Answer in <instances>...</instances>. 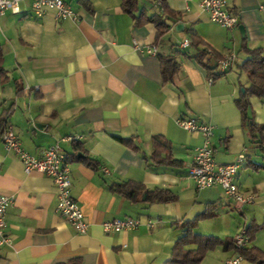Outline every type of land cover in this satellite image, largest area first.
Listing matches in <instances>:
<instances>
[{
	"label": "crops",
	"instance_id": "crops-1",
	"mask_svg": "<svg viewBox=\"0 0 264 264\" xmlns=\"http://www.w3.org/2000/svg\"><path fill=\"white\" fill-rule=\"evenodd\" d=\"M66 1L80 20L58 19L52 9L38 17L29 0L21 3L20 13L0 15L7 73L0 74V117L7 116L22 147L36 156L59 142L71 165L72 195L90 227L86 234L77 232L57 209L53 179L37 171L27 174L0 138V193L13 198L7 212L12 244L0 246V264H163L184 234V222L205 211L213 215L195 229L204 235L234 237L242 227L262 224L256 215L264 210V168L255 170L251 163L264 164V157L243 126L235 99L248 82L242 46L264 49V0L231 1L244 35L239 26L229 30L211 21L201 0H166L179 20L160 38L154 23L136 24L122 10L123 0H87L89 6ZM142 9L152 14L157 7L139 0L136 14ZM179 23L183 26L177 29ZM192 35L218 54L208 55L210 65L232 52L236 65L211 79L195 58L203 46L196 47ZM185 39L191 45L182 48ZM152 47L157 54L148 52ZM160 56L176 59L173 80H165ZM250 102L256 121L264 124V98L251 96ZM180 118L213 125L218 164L237 162L245 154L236 180L256 199L243 206V225L224 224L239 205L221 187L197 189L189 170L203 135L182 128ZM68 136L79 139L65 140ZM155 140L177 164L155 162ZM85 156L93 164L81 160ZM123 181L168 188L177 200L150 203L145 193L134 200L111 190V184ZM129 216L140 220L138 228L104 232L103 222ZM249 248L264 253V226ZM234 253L220 245L200 264H225ZM240 264L261 263L249 254Z\"/></svg>",
	"mask_w": 264,
	"mask_h": 264
},
{
	"label": "built area",
	"instance_id": "built-area-1",
	"mask_svg": "<svg viewBox=\"0 0 264 264\" xmlns=\"http://www.w3.org/2000/svg\"><path fill=\"white\" fill-rule=\"evenodd\" d=\"M26 0H0V15L7 11L14 14L21 12V3ZM33 13L40 17L48 10H55L58 19L73 18L80 20V15L66 0H29ZM232 0H201L200 8L207 12L211 21L232 30L239 26V17L232 11ZM161 0H157L159 6ZM128 40L136 44L131 35ZM191 45L190 39L181 43L182 48ZM151 54H157V49H148ZM237 63L235 53H229L218 60V69L226 72ZM178 124L193 133L203 135V143L198 146L194 154V163L190 166L189 175L193 178L198 190L221 187L225 194L232 197L242 211L243 206L255 202V193L243 192L237 183V174L241 162L245 160V154H240L237 162L218 164L215 160V148L212 143L214 127L208 123H200L193 118H180ZM0 138L8 152H15L23 164L24 171L29 174L37 171L50 176L57 188V209L70 222L75 230L86 234L90 222L83 210L81 203L72 195L71 165L66 152L59 142L49 146L42 156H36L25 150L15 131L14 126L6 120L0 129ZM65 140H77L79 136H68ZM13 203L11 196L0 193V246H10L12 238L7 232V212ZM139 219L134 217L117 218L103 222V230L107 234L118 233L126 230H134L140 226ZM251 236L246 227L242 228L234 236L235 253L225 260V264H240L245 258L243 251L251 244Z\"/></svg>",
	"mask_w": 264,
	"mask_h": 264
},
{
	"label": "trees",
	"instance_id": "trees-1",
	"mask_svg": "<svg viewBox=\"0 0 264 264\" xmlns=\"http://www.w3.org/2000/svg\"><path fill=\"white\" fill-rule=\"evenodd\" d=\"M157 9L152 13L148 14L147 10L142 9L140 14H136L139 8V0H123L122 10L130 14L136 24H143L147 22H152L157 28L158 38L162 37L167 33L172 25V23L179 20V15L169 8L166 0H161L159 6L156 5L157 0H150ZM86 6H89L87 0H79ZM192 43L196 47L203 46L199 49L195 58L198 62L204 65L208 70L209 77L216 78L226 72H221L217 65H210L209 59L206 60L208 55L218 57V54L212 50L206 43L199 37L192 35ZM242 51H244L248 57L242 64V69L246 72L248 76V82L244 86V91L242 90L238 97H236V104L242 114L243 126L247 129L249 136L258 144L259 151L264 157V124H260L255 119V112L250 102L251 96H258L264 98V75L262 71L264 70V49L263 48H250L247 44L242 46ZM3 51L0 45V74L3 78L7 76L6 69L2 65ZM162 73L165 80H173L176 70L178 68V63L176 59L172 56H160ZM9 112H6V115ZM7 116L0 117V129L3 128L6 122ZM125 143L131 144L129 139H122ZM167 152V147L155 140L154 149L152 153V158L158 164H177V160L171 157V154L164 155ZM88 162H92L88 156L81 158ZM251 167L255 170L264 168V164L261 163H251ZM112 191L123 195L129 199L138 200L140 194H146V201L150 203L154 202H173L177 200L175 194L168 188L156 187L154 189L147 188L143 183L123 181L115 182L110 185ZM213 215L211 211H205L198 215L194 220H189L184 222V234L180 236L172 249V254L170 258L163 264H200L208 254L210 250L215 249L217 246L221 245L224 249L234 248V237L220 238L213 235H204L195 231L199 221L201 219L209 218ZM264 226L262 224H251L246 227L250 233L251 239L255 238L256 233ZM190 245H195V247H189ZM244 256L251 255L253 260L259 261V263L264 264V253L255 252L250 248L243 251Z\"/></svg>",
	"mask_w": 264,
	"mask_h": 264
},
{
	"label": "rangeland",
	"instance_id": "rangeland-1",
	"mask_svg": "<svg viewBox=\"0 0 264 264\" xmlns=\"http://www.w3.org/2000/svg\"><path fill=\"white\" fill-rule=\"evenodd\" d=\"M152 11V10H151ZM253 208V207H252ZM222 214V213H221ZM231 214L232 215H230L229 217H227V215H226V217L224 218V224L225 225H228V224H239V222H240V225L242 224L243 225V223H244V219H245V215L244 214H242L241 213V211L239 210V209H235V210H233V212H231ZM222 215H224V214H222ZM257 216V218L260 220V221H263V219H264V210H260L259 212H258V214L256 215ZM262 217V218H261ZM261 218V219H260ZM242 228H244V227H242ZM241 228V229H242ZM241 229H239V231L241 230ZM238 231V232H239ZM220 246V245H219ZM218 247V246H217ZM216 247V248H217Z\"/></svg>",
	"mask_w": 264,
	"mask_h": 264
},
{
	"label": "water",
	"instance_id": "water-1",
	"mask_svg": "<svg viewBox=\"0 0 264 264\" xmlns=\"http://www.w3.org/2000/svg\"><path fill=\"white\" fill-rule=\"evenodd\" d=\"M182 26H183V24H182V23H179V24L177 25V29H179V28L182 27ZM239 28H240V30H241V33L244 35V33H245L244 26H243V25H240ZM244 90H245V89L243 88V91H244ZM144 198H146V196H144Z\"/></svg>",
	"mask_w": 264,
	"mask_h": 264
}]
</instances>
